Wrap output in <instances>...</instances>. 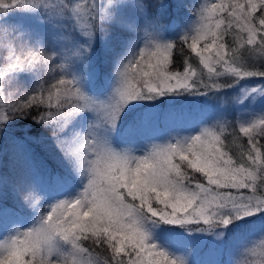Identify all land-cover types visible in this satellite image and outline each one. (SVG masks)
<instances>
[{"label":"snow or ice","instance_id":"1","mask_svg":"<svg viewBox=\"0 0 264 264\" xmlns=\"http://www.w3.org/2000/svg\"><path fill=\"white\" fill-rule=\"evenodd\" d=\"M0 141V264H264V0H0Z\"/></svg>","mask_w":264,"mask_h":264},{"label":"rangeland","instance_id":"2","mask_svg":"<svg viewBox=\"0 0 264 264\" xmlns=\"http://www.w3.org/2000/svg\"><path fill=\"white\" fill-rule=\"evenodd\" d=\"M229 107L231 106V93L228 96ZM183 126L181 122L178 121H170V120H162V123H154L153 125L145 128L143 130V135L145 136H162L164 135L170 128L172 127H180ZM221 256L218 253L208 251L201 254L197 251L195 256V260L197 264H209L210 261L219 260Z\"/></svg>","mask_w":264,"mask_h":264},{"label":"trees","instance_id":"3","mask_svg":"<svg viewBox=\"0 0 264 264\" xmlns=\"http://www.w3.org/2000/svg\"><path fill=\"white\" fill-rule=\"evenodd\" d=\"M16 19H19V17H16ZM157 123H162V121H158ZM15 131L23 133L24 129L17 128ZM24 164L25 161L22 156H17L14 159L11 150L0 141V174L7 173L13 175L22 169Z\"/></svg>","mask_w":264,"mask_h":264}]
</instances>
